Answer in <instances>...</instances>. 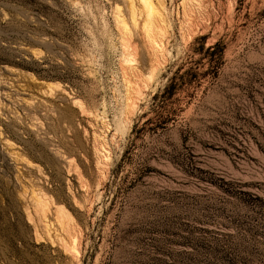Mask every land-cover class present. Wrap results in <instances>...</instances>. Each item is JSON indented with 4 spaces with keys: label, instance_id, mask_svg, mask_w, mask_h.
<instances>
[{
    "label": "rangeland",
    "instance_id": "1",
    "mask_svg": "<svg viewBox=\"0 0 264 264\" xmlns=\"http://www.w3.org/2000/svg\"><path fill=\"white\" fill-rule=\"evenodd\" d=\"M117 4L0 0V264H264V0Z\"/></svg>",
    "mask_w": 264,
    "mask_h": 264
},
{
    "label": "bare ground",
    "instance_id": "2",
    "mask_svg": "<svg viewBox=\"0 0 264 264\" xmlns=\"http://www.w3.org/2000/svg\"><path fill=\"white\" fill-rule=\"evenodd\" d=\"M120 2L122 5L117 4L114 7V18L117 28L120 31L119 33L124 40L123 45L127 47L128 52L131 51L132 53L134 48L131 44L133 40H136L142 44V53L148 59L150 58L151 61H158V58L161 56L163 39L164 36H166L165 33L167 32L168 26L166 19L167 0H120ZM156 65L157 64H155V66ZM134 70L135 67L132 64H125V74H127L128 71L132 72ZM125 81L127 83V88L131 90L133 84L128 75ZM29 101H26L28 107L31 105ZM32 125H35V123H32ZM94 141L95 146L93 147V154L97 160H100L103 155V146L99 138L95 137ZM3 145H5L11 159H14L15 162L18 163H25L24 158L14 150L12 143L5 141ZM34 199L37 206L41 208L42 213H45V204L43 201L35 197ZM43 216L46 217L45 214H43ZM43 225L44 230L48 232L50 228L49 225L47 223Z\"/></svg>",
    "mask_w": 264,
    "mask_h": 264
},
{
    "label": "trees",
    "instance_id": "3",
    "mask_svg": "<svg viewBox=\"0 0 264 264\" xmlns=\"http://www.w3.org/2000/svg\"><path fill=\"white\" fill-rule=\"evenodd\" d=\"M175 80H177L176 77H173V79H172V84H171L169 87L165 88V91H164L163 94L170 95V94L173 93V92H172V88H174V86H176V85L178 84L177 82L175 83ZM179 80L181 81L182 78H180ZM173 82H174V83H173Z\"/></svg>",
    "mask_w": 264,
    "mask_h": 264
}]
</instances>
